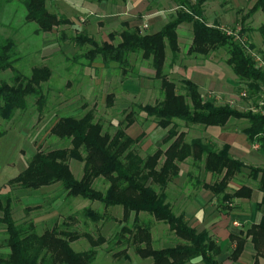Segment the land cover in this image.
<instances>
[{
  "label": "trees",
  "instance_id": "obj_1",
  "mask_svg": "<svg viewBox=\"0 0 264 264\" xmlns=\"http://www.w3.org/2000/svg\"><path fill=\"white\" fill-rule=\"evenodd\" d=\"M47 1L20 0L26 12L25 21L36 25V32L42 34H51L61 26L78 29L71 41L79 48L86 44L90 46L83 55L87 60L86 65L92 66L97 58H100L104 66L115 63L124 78L123 75L132 65V55H139L149 63L154 79L160 82L162 98L152 105L137 107L148 119H152L156 127L166 130L162 143L167 147L163 151L159 148L145 158L136 152L135 146L141 141L143 134L136 137L128 134V130L136 123L131 110L126 111L113 134L103 131L102 125L94 121L90 110L79 118L65 115L51 126L50 134L68 142L69 147L37 151L29 159L26 168L7 180V184L29 191L59 184L67 197L98 202L105 208L122 207L124 224L115 235L116 242L123 241L134 246L135 253L142 260L151 259V264H187L195 259L202 264H218L220 245L216 244L207 231H197L190 226L183 214L174 213L167 201L166 188L179 177L181 165L191 159L200 163L205 173L214 179L211 183L201 182L200 187L209 190L218 199L219 206L227 209L234 199L250 198L252 195V189L246 185L228 192L229 183L243 175L247 166L230 155L227 145L214 148L204 144L201 139L186 142L184 134L177 131V122L208 128L224 127L230 119L243 117L249 125L242 132L251 143L254 139H259V134L264 131V98L257 112L241 114L228 105H216L212 100L206 99L198 85L189 79L180 80L182 92H179L166 72L167 51L171 55L170 64L173 65L180 52L177 31L182 24L188 23L191 24L192 39L186 45L187 54L208 56L226 49L228 57L225 63L238 82L256 95L264 94V73L255 67L253 59L234 36L218 25L210 26L205 22V3L212 0H171L175 9L174 16L158 31L141 33L140 25L123 23V29L118 33L119 42L116 44L113 36L98 43L92 38V34L79 28L80 25L75 27L69 19L58 15L54 7L50 9ZM256 11L264 16V0H257L249 13ZM14 55L13 41L0 38V72L10 70L14 73L11 84L0 80V119L6 121L12 118L15 111L26 109L28 97H37V103L42 105V87L51 76V70L47 66L33 67L29 75L19 74L13 66ZM134 77L137 78V74ZM120 81L122 80L119 79L118 82ZM107 98V104L111 106L112 97L109 95ZM71 160L83 163L80 179L74 177L69 167ZM248 169V177L256 181L258 189L264 192V167ZM100 178L108 185L104 191L94 187L95 180ZM36 208L38 206L32 209ZM30 210L26 208V211ZM0 212V224L6 235L3 244L6 249L0 253V264H91L96 258V246L104 242L102 236L94 240L84 234L91 247L83 252H75L70 244L78 240L80 235L59 231L55 227L38 234L33 221L16 223L10 198L0 201ZM142 212L167 225L179 242L161 249L154 248L150 226L139 219ZM82 213L94 222L104 218L89 208H85ZM131 214L133 220L128 224ZM247 239L255 251L253 264H257V256L263 258L264 264V252L261 251V245H264V216L246 232L229 235V241L235 244L230 255L232 260H237L242 253L248 243ZM125 257L129 258L127 254Z\"/></svg>",
  "mask_w": 264,
  "mask_h": 264
},
{
  "label": "rangeland",
  "instance_id": "obj_2",
  "mask_svg": "<svg viewBox=\"0 0 264 264\" xmlns=\"http://www.w3.org/2000/svg\"><path fill=\"white\" fill-rule=\"evenodd\" d=\"M148 12L162 11L164 22H168L174 16L175 9L169 5L171 0H147ZM59 2L47 1V6L53 9V4ZM169 3V4H168ZM253 0H215L205 7L207 11L208 25L212 24L214 13L223 11L226 20L219 27L230 33L245 48L248 55L254 59L256 56L264 57V24L260 11L249 13V6ZM63 5V4H62ZM61 5V6H62ZM66 8L65 6H63ZM61 9V8H59ZM67 9V8H66ZM62 11V10H61ZM25 9L20 0H0V38L11 39L14 43V68L19 74L29 75L33 67L47 66L51 70L49 80L43 84L42 105L37 103V97L27 98V107L24 110L15 111L8 121L0 119V201L10 198L12 201L13 218L16 223L22 224L33 221L36 232L43 233L46 229L55 227L59 231L74 232L80 238L70 244L75 252H83L90 249L89 240L84 234L96 240L99 236L104 242L96 246V258L91 264H151V259H141L134 250V246L127 243L116 242L115 235L120 231L122 221V207L114 206L105 208L98 202H91L81 198L67 197L62 187L55 184L37 191L22 190L11 187L7 180L22 172L37 151H49L56 148L69 147V143L61 141L50 134L51 126L62 116L73 115L77 118L83 116L88 110L93 114L94 121L102 125L103 131L113 134L117 124L124 118L126 111H133L136 123L128 130V134L136 137L143 134L141 141L135 146L136 152L143 158L151 155L157 149L165 150L162 143L166 134L155 126L144 113L140 112L137 105H152L161 100L162 93L159 80L154 79L153 71L148 62L143 61L139 55L130 57L131 67L127 69L124 78L115 63L104 66L100 58L95 60L92 66H88L83 55L90 49L89 45L82 48L76 46L71 38L77 34L78 29L72 26H61L51 34L37 33V27L33 23L25 21ZM83 16V14H82ZM78 20L80 28L85 27L89 20ZM141 16H139V19ZM138 19V18H137ZM120 20H113L107 25L97 27L92 33L98 43L110 39L119 42L118 33L123 29ZM165 24V23H164ZM146 25L147 27H144ZM149 30L148 22L140 25L141 33ZM153 31L151 28L149 30ZM180 40V52L178 60L171 65V55L167 51L165 63L168 77L172 80L178 91L182 92L180 80L183 77L177 75L172 69L176 63L184 65L192 64V61L205 62L217 74L221 76L222 89L207 90L203 92L206 99L212 100L216 105H228L241 114L252 111L257 112L262 104L264 94L258 95L240 84L225 63L227 59L226 49H220L208 56L187 54V46L192 39L191 24H182L177 31ZM172 71L174 73H172ZM137 74V78H135ZM14 73L10 70L0 72V80L12 83ZM139 77V78H138ZM122 81L118 82L117 80ZM126 80L131 85L139 86L137 89L128 90L122 87ZM132 87H134L132 85ZM264 91V88L262 89ZM245 93V96H241ZM112 97V105L109 106L108 96ZM231 125H235L239 132L249 125L248 121L241 118H232ZM178 132L184 134V140L201 139L204 144L219 148L214 137L209 133L208 127L177 122ZM249 150L250 146L248 147ZM262 152V149L259 150ZM264 154V152H262ZM264 160V159H263ZM69 167L76 179L82 175L83 163L71 160ZM248 168H262L263 163L250 162ZM243 170L244 174L237 176L229 183L228 192H232L241 185H249L253 180L248 177L249 169ZM206 174L200 163L187 159L180 168L178 178L169 183L166 188L167 201L174 213L180 214L183 208V200L200 189L201 182H213V178ZM107 182L96 179L94 187L104 191ZM256 186V185H255ZM38 206L36 209H32ZM30 208V211H26ZM85 208L92 209L102 216L103 220L94 222L83 215ZM1 216V212H0ZM140 221L150 226L152 246L156 249L169 247L179 240L168 230L167 225L155 221L147 213L139 214ZM131 214L128 224H131ZM4 227L0 224V253L5 251ZM129 258H126L125 255Z\"/></svg>",
  "mask_w": 264,
  "mask_h": 264
},
{
  "label": "crops",
  "instance_id": "obj_3",
  "mask_svg": "<svg viewBox=\"0 0 264 264\" xmlns=\"http://www.w3.org/2000/svg\"><path fill=\"white\" fill-rule=\"evenodd\" d=\"M59 6L54 4V11L61 16L69 19L75 27L79 26L78 20L84 18L89 20L88 24L83 29L92 34L97 27H104L107 23L113 20H120L122 23H128L130 26L141 25L142 22H148L149 30L152 32L158 31L166 19H164L163 12L155 11L148 12L147 0H128L123 1H107L96 2L94 0H57ZM56 1V2H57ZM160 2L161 0H156ZM257 0L249 6L253 7ZM215 0L208 2L206 5L214 3ZM63 4V5H62ZM169 4V3H168ZM62 5V6H61ZM65 6L66 8H64ZM171 9L173 5H169ZM207 6V7H208ZM205 7L204 20H207V11ZM61 8V9H59ZM62 10V11H61ZM83 14V16H82ZM259 15L257 11L255 15ZM262 14V13H261ZM263 15V14H262ZM141 16V19L138 20ZM212 24L220 25L226 20L223 11L214 13ZM264 21V16H263ZM264 24V22H263ZM103 26V27H102ZM80 28V27H79ZM148 30V31H149ZM92 32V33H91ZM192 64L184 65L183 62L176 63V67L172 69L177 75L189 79L198 85L200 92L203 94L207 90L222 89L221 85L224 83L219 74L205 65V62L192 61ZM172 71V73H174ZM118 81V80H117ZM131 81L126 80L122 83V87L132 90L139 88V86L130 84ZM229 120L224 127H209V133L214 137L216 145L220 148L224 145L229 147L230 155L245 166L250 162L263 163L264 150L254 151L251 148L250 141L243 134L239 132L236 126ZM250 149L249 150V147ZM209 175V174H208ZM210 178V176H209ZM210 183L209 181H204ZM248 186L252 189L250 198L234 199L228 204L229 208L223 209L218 204V199L213 196L209 190L200 189L191 196H187L183 200V208L180 210L184 215L187 223L194 227L197 231L205 230L209 233L216 244L220 245L221 253L217 257L218 264H253L255 251L249 239L245 245L242 253L238 256L237 260H232L230 255L235 248V244L229 241L230 234H237L239 232H246L252 225L258 224L264 216V192L258 189V184ZM256 185V186H255ZM229 186V185H228ZM240 186H238L239 188ZM236 190V189H235ZM261 251L264 252V245H261ZM187 264H202L198 259L192 260ZM257 264H263V258L257 256Z\"/></svg>",
  "mask_w": 264,
  "mask_h": 264
},
{
  "label": "built area",
  "instance_id": "obj_4",
  "mask_svg": "<svg viewBox=\"0 0 264 264\" xmlns=\"http://www.w3.org/2000/svg\"><path fill=\"white\" fill-rule=\"evenodd\" d=\"M144 27H147L144 25ZM254 65L257 69L262 71L264 73V57L263 56H256L253 59ZM241 96H245V93H241ZM263 130H264V125H263ZM259 139H254L250 144L251 148L254 151H259V150H264V131L259 134Z\"/></svg>",
  "mask_w": 264,
  "mask_h": 264
}]
</instances>
